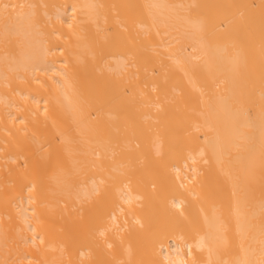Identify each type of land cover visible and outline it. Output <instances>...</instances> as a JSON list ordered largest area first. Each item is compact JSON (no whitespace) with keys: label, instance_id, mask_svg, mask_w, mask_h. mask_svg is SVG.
Instances as JSON below:
<instances>
[{"label":"bare ground","instance_id":"bare-ground-1","mask_svg":"<svg viewBox=\"0 0 264 264\" xmlns=\"http://www.w3.org/2000/svg\"><path fill=\"white\" fill-rule=\"evenodd\" d=\"M0 264H264V0H0Z\"/></svg>","mask_w":264,"mask_h":264},{"label":"rangeland","instance_id":"rangeland-1","mask_svg":"<svg viewBox=\"0 0 264 264\" xmlns=\"http://www.w3.org/2000/svg\"><path fill=\"white\" fill-rule=\"evenodd\" d=\"M193 14H194L195 19L200 17L199 16V11L195 7L193 8Z\"/></svg>","mask_w":264,"mask_h":264}]
</instances>
